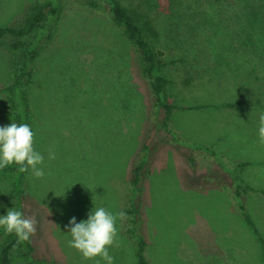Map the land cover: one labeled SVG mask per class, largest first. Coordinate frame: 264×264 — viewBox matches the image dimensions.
<instances>
[{
    "label": "rangeland",
    "instance_id": "1",
    "mask_svg": "<svg viewBox=\"0 0 264 264\" xmlns=\"http://www.w3.org/2000/svg\"><path fill=\"white\" fill-rule=\"evenodd\" d=\"M32 1L0 0V26L22 21ZM120 1L150 20L163 60L183 58L163 68L169 101L211 106L175 109L168 121L173 135L162 129L163 111L153 112L137 57L105 12L58 0L61 12L45 31L52 37L27 88L33 146L39 153L43 147L38 167L45 173L37 179L30 169L25 177L24 216L37 220L31 236L34 264H106L100 257L85 260L69 247L65 226L73 216L77 223L86 220L95 206L114 214L122 210L133 154L147 137L152 146L142 213L149 264H261L233 202L232 174L264 191V145L258 136L264 24L248 20L245 0ZM33 37L31 32L15 38L25 43ZM15 38L0 42V127L3 89L18 72V66L10 67L5 43ZM200 145L213 147L219 156ZM50 150L56 159L48 158ZM241 162L248 164L237 166ZM11 165L0 172V216L12 209ZM244 198L264 237V194ZM116 227L119 246L108 249L114 264H134L119 219ZM6 238L0 233V247ZM9 264H25L19 249L11 250Z\"/></svg>",
    "mask_w": 264,
    "mask_h": 264
},
{
    "label": "trees",
    "instance_id": "2",
    "mask_svg": "<svg viewBox=\"0 0 264 264\" xmlns=\"http://www.w3.org/2000/svg\"><path fill=\"white\" fill-rule=\"evenodd\" d=\"M103 1L106 4L105 6H102L96 0H76L80 6H85L93 11L103 10L105 17L117 29L129 50L136 55L138 74L145 82L151 98L153 112L156 114L160 109L163 111V118L159 126L173 135V132L168 129V121L175 109H200L209 107L211 104L176 105L170 102L166 92L168 80L163 75V68L167 63L178 59L183 60V58H172V60H163L161 58L160 51L154 46L157 33L146 15L140 14L134 8L127 7L120 0ZM245 5L247 10L245 14L248 16V20L251 22L260 21L264 24V0H245ZM46 7H49L47 11H45ZM61 9L62 6L59 5L58 0H33L22 21L17 24L0 26V42L6 37H25L34 32V37L29 42L24 43L15 38V40L5 43V48L10 55V67L18 66V72L12 82L3 89L6 91L1 111L4 126L10 125L12 122L31 125L33 112L27 88L30 84H34L33 75L37 58L42 48L48 45L52 37V33L44 35L45 31L47 32L52 21L58 18ZM179 15L178 11L174 13L176 17ZM190 17L194 18L195 15L190 14ZM44 36L45 38L42 40ZM19 50L21 51L20 54L18 53ZM24 76L26 80L22 81ZM151 146L148 137L141 140L133 154L129 174L125 181L126 189L121 211L127 213V219L122 221V228L124 236L129 240L132 247L134 264H149L146 255L148 242L143 230L142 204L147 167L150 160L148 149ZM198 147L215 157L219 156L218 151L211 146L200 145ZM40 151L42 153L43 147L40 148ZM219 162L218 165L225 167ZM246 164L248 162H241L237 166L243 167ZM18 167L19 165L15 163L10 166L12 176L9 190L12 195V209L19 210L24 214L25 177L30 169L28 172L19 173L17 171ZM1 171L2 169H0ZM232 182L235 187L233 202L236 211L243 223L251 231L260 251L261 264H264V237L247 212L244 198L250 192L264 194V191L248 184L238 174H232ZM0 233L6 232L4 229H0ZM13 248L21 251L25 264H34V246L31 237L29 241L18 243L14 233L7 234L6 240L0 247V264H9L10 252Z\"/></svg>",
    "mask_w": 264,
    "mask_h": 264
},
{
    "label": "clouds",
    "instance_id": "3",
    "mask_svg": "<svg viewBox=\"0 0 264 264\" xmlns=\"http://www.w3.org/2000/svg\"><path fill=\"white\" fill-rule=\"evenodd\" d=\"M34 132L27 123H14L0 127V169L13 163L19 165V173L28 172L42 179L45 175L43 168L38 167L44 162V156L34 149ZM259 142L264 145V113L259 115L258 122ZM50 160L56 159L54 151H49ZM117 219L124 221L127 213L124 211L115 214L104 207H96L88 214L86 220L77 223L76 217L69 220L65 227L71 235L68 246L81 253L85 260L103 259L106 264H114L115 258L110 255L109 248L119 246L117 240ZM0 227L7 234L14 233L18 243L29 241L37 230V220L34 216L25 217L16 209H9L6 215L0 216ZM100 264V260H96Z\"/></svg>",
    "mask_w": 264,
    "mask_h": 264
},
{
    "label": "crops",
    "instance_id": "4",
    "mask_svg": "<svg viewBox=\"0 0 264 264\" xmlns=\"http://www.w3.org/2000/svg\"><path fill=\"white\" fill-rule=\"evenodd\" d=\"M204 151V150H203ZM254 187V186H253Z\"/></svg>",
    "mask_w": 264,
    "mask_h": 264
}]
</instances>
